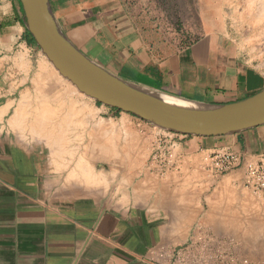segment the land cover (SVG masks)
<instances>
[{"label":"crops","instance_id":"0c3cea01","mask_svg":"<svg viewBox=\"0 0 264 264\" xmlns=\"http://www.w3.org/2000/svg\"><path fill=\"white\" fill-rule=\"evenodd\" d=\"M48 1L69 42L128 84L202 107L264 90V0H198L203 33L169 52L151 41L142 0ZM28 33L20 1L0 0V264H152L160 247L238 238L242 172L214 175L204 157L225 148L258 161L264 125L182 136L173 168H147L140 140L134 158L125 149L140 119L74 92L64 137L63 87L38 81L48 77L32 69Z\"/></svg>","mask_w":264,"mask_h":264},{"label":"water","instance_id":"95a60500","mask_svg":"<svg viewBox=\"0 0 264 264\" xmlns=\"http://www.w3.org/2000/svg\"><path fill=\"white\" fill-rule=\"evenodd\" d=\"M27 31L60 76L101 105L132 114L163 131L222 136L264 125V90L217 111H182L156 99L163 95L128 84L91 62L58 28L48 0H19Z\"/></svg>","mask_w":264,"mask_h":264},{"label":"rangeland","instance_id":"374dc122","mask_svg":"<svg viewBox=\"0 0 264 264\" xmlns=\"http://www.w3.org/2000/svg\"><path fill=\"white\" fill-rule=\"evenodd\" d=\"M139 5L140 12L143 13L142 22L151 32L149 35L151 41L164 52L189 46L203 33L202 18L198 12V0H142ZM38 53L39 56L33 59L32 69L37 70L38 66H42L48 77L38 81L47 87H63L64 103L59 113L69 120L67 123H63L61 132L64 137L69 136L74 125L73 122H70L71 119L74 120V106L68 105L67 102L74 97V92L77 91L73 85L60 76L39 48ZM59 78H62L63 82ZM38 113L35 112V115L37 116ZM60 115H57V119ZM34 120L38 124L36 117ZM53 122L50 120L49 130H53ZM138 123L142 128L136 126L132 130L128 128L125 132V149L128 158H134L135 151L139 149L136 148L139 145L135 144V140H140L143 155L147 160L145 166L149 168L150 157L158 146L163 133L161 129L148 122L140 120ZM101 164L102 161H96L95 169H101L99 166ZM239 199H242L241 204L246 221L238 238L215 237V239H206L204 243L200 244L208 246L216 253L217 243L220 242L223 249L231 251V255H196L198 259L205 258L209 263L215 264H264V199L253 195L246 188L239 194ZM181 246L175 248L176 253ZM230 257L233 258V261L230 260Z\"/></svg>","mask_w":264,"mask_h":264},{"label":"built area","instance_id":"2783aa9c","mask_svg":"<svg viewBox=\"0 0 264 264\" xmlns=\"http://www.w3.org/2000/svg\"><path fill=\"white\" fill-rule=\"evenodd\" d=\"M162 133L158 146L150 157V166L155 169L167 170L173 168L176 160L177 145L175 140L185 135L163 130ZM204 162L206 168L214 175H223L234 170H241L244 187L253 195L264 199V157L258 161H251L239 151L214 148L205 155ZM206 239H215V237L200 236L196 239H190L179 248L177 253L175 249L160 247L153 251L155 258L153 262L154 264H215L209 263L205 258L198 259L196 255H231V251L223 249L220 242L217 243V250L215 251L217 254L208 246L200 245ZM230 260L233 261V258L230 257Z\"/></svg>","mask_w":264,"mask_h":264},{"label":"bare ground","instance_id":"6f19581e","mask_svg":"<svg viewBox=\"0 0 264 264\" xmlns=\"http://www.w3.org/2000/svg\"><path fill=\"white\" fill-rule=\"evenodd\" d=\"M156 99L158 101H160L161 103H163V104H166V105H168V106H170L172 108H175V109H178V110H182V111H192V112L201 111V110L217 111V108H202V107H199V106H196V105L193 106V105H190V104H188L186 102L180 101L178 99H175L173 97L166 96V95H159V96L156 97ZM60 117L62 118V116H60ZM65 118H62V119H65ZM62 122H63V120H62ZM65 123H66V121H65Z\"/></svg>","mask_w":264,"mask_h":264},{"label":"trees","instance_id":"16d2710c","mask_svg":"<svg viewBox=\"0 0 264 264\" xmlns=\"http://www.w3.org/2000/svg\"><path fill=\"white\" fill-rule=\"evenodd\" d=\"M28 35H29V38L31 40V44H35V41L33 40L32 36L29 33H28Z\"/></svg>","mask_w":264,"mask_h":264}]
</instances>
